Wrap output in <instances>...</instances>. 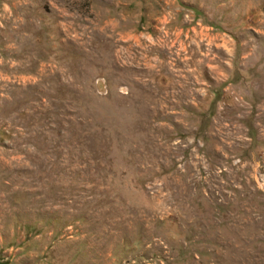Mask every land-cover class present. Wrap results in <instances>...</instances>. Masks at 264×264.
Here are the masks:
<instances>
[{
	"label": "rangeland",
	"instance_id": "rangeland-1",
	"mask_svg": "<svg viewBox=\"0 0 264 264\" xmlns=\"http://www.w3.org/2000/svg\"><path fill=\"white\" fill-rule=\"evenodd\" d=\"M0 264H264V0H0Z\"/></svg>",
	"mask_w": 264,
	"mask_h": 264
}]
</instances>
